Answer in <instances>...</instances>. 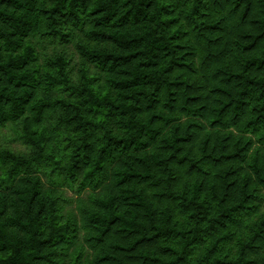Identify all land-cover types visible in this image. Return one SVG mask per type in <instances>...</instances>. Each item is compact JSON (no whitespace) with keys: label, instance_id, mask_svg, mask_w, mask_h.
I'll list each match as a JSON object with an SVG mask.
<instances>
[{"label":"trees","instance_id":"1","mask_svg":"<svg viewBox=\"0 0 264 264\" xmlns=\"http://www.w3.org/2000/svg\"><path fill=\"white\" fill-rule=\"evenodd\" d=\"M4 128L0 264H264V0H0Z\"/></svg>","mask_w":264,"mask_h":264},{"label":"rangeland","instance_id":"2","mask_svg":"<svg viewBox=\"0 0 264 264\" xmlns=\"http://www.w3.org/2000/svg\"><path fill=\"white\" fill-rule=\"evenodd\" d=\"M68 55L72 56V61L75 65H78V53L69 45L68 47ZM0 146L8 147L14 151H23L24 146L20 144L18 141L13 140V133L9 128H4L0 130ZM65 194L69 197H73L74 192L66 190Z\"/></svg>","mask_w":264,"mask_h":264}]
</instances>
